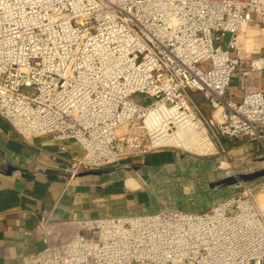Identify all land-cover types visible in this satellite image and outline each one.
<instances>
[{
	"label": "built area",
	"instance_id": "2783aa9c",
	"mask_svg": "<svg viewBox=\"0 0 264 264\" xmlns=\"http://www.w3.org/2000/svg\"><path fill=\"white\" fill-rule=\"evenodd\" d=\"M254 18L264 30V0H0V118L76 143L70 178L159 149L210 157L217 138L264 148L263 92L228 96L264 70L238 47ZM250 183L202 211L44 217L21 264H264V177Z\"/></svg>",
	"mask_w": 264,
	"mask_h": 264
},
{
	"label": "crops",
	"instance_id": "0c3cea01",
	"mask_svg": "<svg viewBox=\"0 0 264 264\" xmlns=\"http://www.w3.org/2000/svg\"><path fill=\"white\" fill-rule=\"evenodd\" d=\"M237 40L241 58L264 66V30L257 18L241 29ZM246 84L264 94V70L233 78L229 98L240 101ZM194 97L201 113L209 118V105L200 95ZM213 115L217 118L218 112ZM215 141L218 156L210 160L178 149H159L70 178L71 158L82 155L76 143L62 144L48 135L23 138L0 118V264H21L24 256L44 248L38 225L47 216L67 222L147 213L162 207L207 209L210 192L206 187L213 168L255 162L264 155V148L248 140ZM61 145L66 146L65 152L60 151Z\"/></svg>",
	"mask_w": 264,
	"mask_h": 264
},
{
	"label": "rangeland",
	"instance_id": "374dc122",
	"mask_svg": "<svg viewBox=\"0 0 264 264\" xmlns=\"http://www.w3.org/2000/svg\"><path fill=\"white\" fill-rule=\"evenodd\" d=\"M189 154V153H188ZM191 155V154H190ZM218 156V154L210 156V157H200L201 159L210 160L213 157ZM264 169V157L262 159L256 160L255 162H244L243 164L233 165V164H224L220 169L213 168V176L209 181V185L206 187L209 190V200L208 206L211 207L215 203L219 202L222 198L229 197L232 195L240 194L243 191V188L240 186L239 188H235V180L237 177L242 174H250L259 170ZM208 174H210V170H207ZM234 177L235 180L231 182L229 186H222L221 181ZM258 182V180L253 181ZM247 184V183H246ZM252 184V183H249ZM227 192V195H223V193ZM223 195V196H222ZM222 196V197H221ZM198 205H201L198 203ZM202 206V205H201ZM208 207V208H209ZM202 211V210H200Z\"/></svg>",
	"mask_w": 264,
	"mask_h": 264
},
{
	"label": "water",
	"instance_id": "95a60500",
	"mask_svg": "<svg viewBox=\"0 0 264 264\" xmlns=\"http://www.w3.org/2000/svg\"><path fill=\"white\" fill-rule=\"evenodd\" d=\"M263 177H264V169L250 173V174L239 175L237 177L238 181H236L234 177L225 179V180L221 181L220 184L222 186H229L231 184V182L235 180L234 181L235 182L234 183L235 188H239L242 184L250 183V182L256 181L258 179H261Z\"/></svg>",
	"mask_w": 264,
	"mask_h": 264
},
{
	"label": "bare ground",
	"instance_id": "6f19581e",
	"mask_svg": "<svg viewBox=\"0 0 264 264\" xmlns=\"http://www.w3.org/2000/svg\"><path fill=\"white\" fill-rule=\"evenodd\" d=\"M170 143H176V140H169ZM202 146H205L204 144H202ZM192 150L191 151H194L195 152V149L194 148H191Z\"/></svg>",
	"mask_w": 264,
	"mask_h": 264
}]
</instances>
